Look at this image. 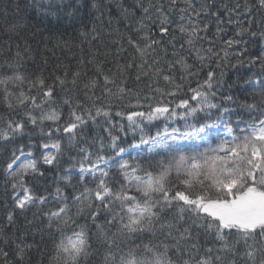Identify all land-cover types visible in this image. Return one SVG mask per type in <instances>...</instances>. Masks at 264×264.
Here are the masks:
<instances>
[{
	"label": "trees",
	"instance_id": "1",
	"mask_svg": "<svg viewBox=\"0 0 264 264\" xmlns=\"http://www.w3.org/2000/svg\"><path fill=\"white\" fill-rule=\"evenodd\" d=\"M99 7H91L92 0H0V78L12 75L19 71L27 80L43 78L45 85L54 87L55 103L45 104L41 109L15 107L9 109L0 85V126L4 125L9 117L25 121L23 135L12 141H0V249L8 252L10 264H21L17 259V245L25 247V257L22 264H49L54 254V244L58 242L59 233L47 227L48 220L45 213L55 208L56 189H62L68 197L71 212H76V205L72 197L79 194L84 186L95 187L91 176L82 183L80 164L90 166L99 155L105 156L111 168L109 182L122 179L117 176L118 166L112 167L111 162L117 159L115 153L123 147L126 151L123 158L130 164L141 162L147 167L142 158L147 153V146L133 148L138 144L141 136L139 128L130 127L127 114L132 111H149V105L158 103L175 107L181 99L192 95L190 89L198 88L207 78L209 71L214 73L213 90L216 96H210L213 103L227 108L224 113L226 119L233 123L239 122L243 127L251 123L257 116H264V95L261 94L260 81H264V65L256 59L264 53V9H260L256 0H192L195 9L199 11L197 17L189 12H181L186 8L184 0H177L170 7V0H96ZM163 4L165 14L170 20V36L175 44V51L189 65L187 72L176 65L172 72L174 83L169 84L162 79L153 80L151 74L141 75L137 80L139 69L126 67L129 63L138 64L139 57L128 44L131 37L143 45V33L136 31L141 20L147 24L152 33L158 38L155 9H150L151 20L147 19L140 4L148 7L149 4ZM245 4L251 7V12L245 10ZM239 6V7H237ZM6 9V11H5ZM127 9V12H125ZM181 16L184 17L181 20ZM189 18L201 27L207 25L206 32H200L201 39L195 41V49L185 43L186 36L179 32L178 24H187ZM174 30V31H173ZM233 41L231 45L228 41ZM168 54L165 57L157 51L160 64L167 69V61L175 60L172 55V46L167 42ZM183 44V47H181ZM211 47L212 53L207 49ZM196 50L204 57L200 60ZM19 53V55H17ZM151 62V57H149ZM119 66H124L122 69ZM99 70V71H98ZM110 70V71H109ZM115 75L116 83L126 89L120 94L115 85L109 84L111 94L105 91L103 75ZM79 73L77 76L76 74ZM122 73V74H121ZM57 77L65 83L61 85ZM183 77V79H181ZM75 78L76 83L72 81ZM90 80H96L97 87L85 88ZM176 85H180L178 89ZM9 90L19 95L21 90L28 94L27 81L21 87L8 85ZM160 88L161 91H156ZM175 91V96L167 95L168 91ZM37 95V89L32 90ZM231 96L232 100L224 97ZM70 98L72 106L64 103ZM16 105V96L10 97ZM195 103V101H191ZM77 104L81 111L84 108L92 109L103 107L110 114L109 118L96 117L95 122L89 120L77 129L75 138L65 134L62 130L64 123L71 119V111ZM255 108H249V105ZM142 105V107H140ZM29 110L33 115L40 117L41 113L55 110L59 114L60 131H55L56 125L52 121H38L32 125L24 115ZM178 112L183 109H177ZM120 112L122 115L117 116ZM215 119L216 109L212 110ZM203 116L204 113H200ZM139 119V118H137ZM184 121H143L141 127L147 135H155L165 127L169 131L173 127L183 128ZM43 129V132L41 131ZM52 131V135L47 133ZM224 136V129L220 127L213 132V136ZM113 137L116 138V148L112 147ZM58 141L60 152L53 164L44 163V155L54 149H43L44 142ZM19 145L24 146V155L17 152L19 159L13 164V170L23 163L20 160L26 156L27 160H35L43 175L24 176L25 186L31 189L35 197H46L48 203L41 206L34 203L25 210L16 208L14 197H22L23 188H13L14 179L7 174V166L12 162V153ZM81 149L86 150L81 151ZM31 153V155H29ZM86 153H90L89 160H85ZM139 153V157L137 154ZM137 157V159H133ZM103 167V165H101ZM9 213L13 220L8 221ZM87 209L85 210V216ZM188 214L185 220L180 221L178 227L189 226ZM79 223H85L84 217H77ZM167 219H172L170 214ZM90 224V221H89ZM193 237L199 238L201 251L206 243L212 241V234L205 235L204 228L191 225ZM70 234V232H69ZM146 242V241H145ZM30 246V247H29ZM127 251V249H125ZM187 255H185V259ZM103 254L98 253L89 258V264H101ZM175 259V257H174ZM0 264H4V257L0 254Z\"/></svg>",
	"mask_w": 264,
	"mask_h": 264
},
{
	"label": "snow or ice",
	"instance_id": "2",
	"mask_svg": "<svg viewBox=\"0 0 264 264\" xmlns=\"http://www.w3.org/2000/svg\"><path fill=\"white\" fill-rule=\"evenodd\" d=\"M184 2L187 7L181 9V12L187 13L191 10L199 17L201 11H204L203 8L197 11L192 0ZM256 2L260 9H264V0ZM176 3L177 0H170V7ZM91 7L98 9L96 0H92ZM140 7L149 20L152 19L150 9H155L154 23L158 21L159 36L157 38L151 28L141 20L136 31L143 33V45L131 37L128 39V44L139 57V63H129L126 67L139 69L137 80L141 75L151 74L153 80L162 79L173 84L172 72L176 65L179 64L185 72L189 65L175 51V44L172 43L174 37L168 39L170 20L165 14L164 5L149 4L144 7L140 4ZM244 7L246 11L251 12L249 5L245 4ZM183 19L181 16V20ZM177 27L179 32L186 36L185 43L193 49L195 41L201 39L199 33L207 31V25L201 27L199 23H193L191 18L187 24L181 23ZM166 40L172 46V55L176 57L175 60L165 61L167 69L160 64V58L157 56L158 50L167 56ZM232 43L233 41H228L229 45ZM207 52L212 53V48L209 47ZM196 56L200 60L204 59L199 50H196ZM256 59L264 65V53ZM119 67L122 69L124 66ZM101 74L106 92L111 94V89L107 88L109 84L115 85L120 94L126 92L121 86L124 84L123 79L117 84L116 74ZM213 77L214 73L209 71L203 84L190 89L192 95L181 99L175 107L158 103L155 106L149 105L147 112L136 110L127 114L130 127L139 128L141 131L139 143L133 144L132 147L147 146L149 155L140 158L147 162V167L141 162L130 164L123 158L126 150L120 147L115 153L117 159L111 164L112 167L118 166L116 174L122 179L110 183L111 168L105 156H97L88 167L82 162L80 181L83 183L86 177L91 176L95 187L85 185L79 194L72 197L73 204L77 206L74 214L69 207L68 197L57 187V206L45 213L47 227L54 228L55 232L59 233L49 264H89V258L101 252V264H264V116H257L243 127L239 122L233 123L231 119H226L224 113H227L228 109L221 108V105L213 103L210 99V96H216ZM57 80L61 85L65 83L59 77ZM26 81L27 95L23 90L18 96L9 90V83L22 88ZM72 83H76L75 78ZM259 83L261 94L264 95V81ZM0 85L3 86L4 99L9 109L27 106L41 109L45 104L55 103L54 87L46 86L40 77L34 81L27 80L23 74L16 71L0 78ZM96 87V80L85 84V88ZM179 87L181 86L176 85L177 89ZM34 88L37 89V95L31 94ZM156 91L161 89L156 88ZM167 95L175 96L176 92L170 90ZM13 96H16V105L10 100ZM224 99L232 100V97L226 96ZM64 103L72 106L70 98H65ZM248 107L255 108V105ZM77 108H80L79 104L72 109L71 119L62 127L63 132L71 134L72 138L77 135V129L89 120L95 122L96 117L104 116L109 118L110 122V114L103 107L95 108V115L90 108L81 111ZM177 109L183 111L178 112ZM213 109L217 110L215 119ZM200 113L204 115L200 116ZM24 115L34 126L38 121L42 123L48 120L56 125L55 131L61 130L58 123L60 117L55 110L42 112L39 118L29 110H25ZM116 115L120 116L122 113L117 112ZM177 118L184 121L182 129L173 127L169 131L165 127L153 136L145 134L141 127L143 121H171ZM25 127L24 120L9 117L6 123L0 126V141H12L23 135ZM220 127L224 129V136H213V132ZM41 131L43 132V129ZM47 135L51 136L52 131ZM115 140L113 137L114 149ZM41 147L45 150H55L43 157L44 163L53 164L60 152V143L44 142ZM81 151L86 152L84 149ZM17 152L24 155V146L19 145L13 151L12 162L7 166V174L15 181L13 188L21 187L24 192L22 197H14L16 208L23 211L34 203L45 205L48 203L47 198L35 197L24 181L26 175L43 173L35 160H28L13 170V164L19 159ZM90 157L91 154L86 153L84 159L89 160ZM170 214L172 219H167ZM185 214H188L191 225L204 228L206 236L212 234V241L203 246V251L199 238L192 235L191 225L178 227L179 222L185 220ZM77 217H84L85 223H79ZM12 220L13 216L9 213V223ZM0 254L4 257V264H10L7 259L8 252L0 249ZM16 256L22 264L25 247L17 245Z\"/></svg>",
	"mask_w": 264,
	"mask_h": 264
},
{
	"label": "rangeland",
	"instance_id": "3",
	"mask_svg": "<svg viewBox=\"0 0 264 264\" xmlns=\"http://www.w3.org/2000/svg\"><path fill=\"white\" fill-rule=\"evenodd\" d=\"M22 161H23V163H24V162H27V161H28V160H27V157L24 156V157L22 158Z\"/></svg>",
	"mask_w": 264,
	"mask_h": 264
}]
</instances>
